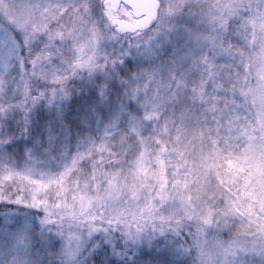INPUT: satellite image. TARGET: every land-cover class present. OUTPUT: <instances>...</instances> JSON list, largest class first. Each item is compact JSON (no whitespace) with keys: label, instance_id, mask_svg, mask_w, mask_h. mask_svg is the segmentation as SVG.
<instances>
[{"label":"snow or ice","instance_id":"6c2138e0","mask_svg":"<svg viewBox=\"0 0 264 264\" xmlns=\"http://www.w3.org/2000/svg\"><path fill=\"white\" fill-rule=\"evenodd\" d=\"M0 264H264V0H0Z\"/></svg>","mask_w":264,"mask_h":264}]
</instances>
